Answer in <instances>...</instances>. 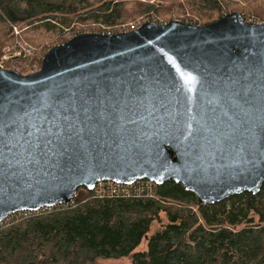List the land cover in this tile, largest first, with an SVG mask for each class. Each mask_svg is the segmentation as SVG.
<instances>
[{
    "label": "water",
    "instance_id": "1",
    "mask_svg": "<svg viewBox=\"0 0 264 264\" xmlns=\"http://www.w3.org/2000/svg\"><path fill=\"white\" fill-rule=\"evenodd\" d=\"M172 182L211 205L264 184V20L77 34L0 68V222L98 182Z\"/></svg>",
    "mask_w": 264,
    "mask_h": 264
},
{
    "label": "trees",
    "instance_id": "2",
    "mask_svg": "<svg viewBox=\"0 0 264 264\" xmlns=\"http://www.w3.org/2000/svg\"><path fill=\"white\" fill-rule=\"evenodd\" d=\"M173 1L0 0V47L21 39L34 46L24 34L42 30L58 37L73 24L111 29L137 16L156 17ZM225 1L188 0L185 5L203 16L204 25L220 18ZM247 10L264 20V9ZM12 27L19 31L16 38ZM146 182L120 188L103 182L91 191L79 188L68 205L10 215L0 222V264H94L121 258L129 264H264V184L255 195L199 205L178 184H151L147 191ZM138 187L141 191L134 190ZM154 222L158 229L148 235ZM142 239L145 250L135 252Z\"/></svg>",
    "mask_w": 264,
    "mask_h": 264
},
{
    "label": "rangeland",
    "instance_id": "3",
    "mask_svg": "<svg viewBox=\"0 0 264 264\" xmlns=\"http://www.w3.org/2000/svg\"><path fill=\"white\" fill-rule=\"evenodd\" d=\"M139 2L142 3H149V4H155V0H137ZM188 0H176V2H172V7L166 11L161 12L159 15H156V17H151L148 18L144 15L141 16H137L136 18H134V20L127 22V23H123V24H129V23H144V22H148V21H152L155 24H163L169 21H177V22H182V23H191L193 25L196 26H202L203 22V16L198 17L196 14H194L193 12H191V9L185 5V3ZM179 3V4H178ZM225 6L226 9L225 11L221 12V17H223L226 14L232 13V12H236L239 13L244 22L248 23V24H260L261 22L257 21L254 19L253 16H251L250 14H248L246 11L248 7L250 6H254V7H260L262 10L264 9V3L262 2V0H226L225 1ZM219 19L216 18L212 21H210L209 23L215 21ZM141 20V21H140ZM263 21V20H262ZM208 24V23H206ZM205 25V24H204ZM81 25H77V24H73V28H69V30L67 32L62 33L61 36H54L49 32H45L42 30H38L35 32H28L26 34H24V36L26 37H31V39L33 40V44L34 46L24 42L25 44H27L28 46L32 47V56H25V57H19V58H13L11 56L12 51H10V49H4L5 47L10 46V41L9 42H5L2 47H0V62L2 61V57H6L7 61L5 62V66L9 67L10 63L13 64L14 71L18 72L20 75L24 76V75H28L27 70L29 68V66L34 65L37 61H38V56L39 53L41 52H45L48 48L52 47V46H56L57 44H60L62 42L63 39L68 40L67 36L68 33L69 34H76L78 32L79 33H87L91 30L93 31H98L95 29H99L102 30L101 27L99 28H80ZM65 40V41H66ZM22 41V39H21ZM21 53H23L22 49H20ZM28 67V68H27ZM4 70H10L9 68H1ZM39 70V68H38ZM37 69L35 70V72L38 71ZM33 72V73H35ZM32 73V74H33ZM152 184V183H151ZM153 185V184H152ZM150 188V186L148 187ZM149 191V190H147ZM158 229L157 224L154 222L152 223L148 235L152 234L154 231H156ZM145 250V239H142V241L140 242V244L136 247L135 252H141ZM94 264H129V259L128 258H121L119 260H106V261H98Z\"/></svg>",
    "mask_w": 264,
    "mask_h": 264
},
{
    "label": "built area",
    "instance_id": "4",
    "mask_svg": "<svg viewBox=\"0 0 264 264\" xmlns=\"http://www.w3.org/2000/svg\"><path fill=\"white\" fill-rule=\"evenodd\" d=\"M141 21V20H140ZM152 22V21H151ZM142 24V22H140V23H129V24H119V25H117L116 27H114V28H111V29H109V28H103V27H101L102 28V30H100V31H89V32H87V33H99V34H113V33H125V32H130V31H133V30H135V29H137L140 25ZM164 24V23H163ZM11 30H12V33H13V35L15 36V38L17 37V35L19 34V31L15 28V27H12L11 28ZM96 30V29H95ZM79 34H81V33H79ZM75 35H77V34H69L68 33V36H67V38L68 39H70L71 37H73V36H75ZM63 42H61L60 44H62ZM60 44H57V45H60ZM32 47H30V46H28L27 44H25L23 41H15L14 42V44L13 45H11V46H8V47H5L4 49H10V51H12V54H11V56L13 57V58H19V57H27V56H32V49H31ZM20 49H22V51H23V53H21V51H20ZM43 56V55H42ZM42 56H41V54L39 53V56H38V61L34 64V65H32V66H29V68H28V70H27V73L26 74H32L33 72H35V70L37 69L38 70V68H39V63H40V60H41V58H42ZM2 61L0 62V68H9L10 70H12V69H14V68H16V67H14L13 66V64H11L10 63V65H9V67H6L5 66V62L7 61V58L6 57H2V59H1ZM15 70V69H14ZM101 183H103V182H98V183H96L95 184V186L96 185H99V184H101ZM114 185H113V188H120V187H123V186H125V187H129L131 184H129V185H122V184H116V183H113ZM153 184V183H152ZM151 185V182H149V181H147L144 185H143V188H144V190H147L148 189V187ZM94 186V187H95ZM134 190H138V191H141V188L140 187H138V188H135ZM124 191H126V190H124Z\"/></svg>",
    "mask_w": 264,
    "mask_h": 264
}]
</instances>
